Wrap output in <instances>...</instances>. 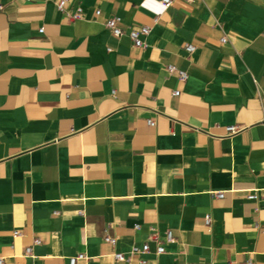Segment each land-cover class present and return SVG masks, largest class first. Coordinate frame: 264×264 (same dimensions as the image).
<instances>
[{
    "label": "crops",
    "instance_id": "obj_1",
    "mask_svg": "<svg viewBox=\"0 0 264 264\" xmlns=\"http://www.w3.org/2000/svg\"><path fill=\"white\" fill-rule=\"evenodd\" d=\"M56 2L0 0L5 264L80 252L79 264H264V200L248 198L264 192V0ZM142 25L148 46L135 47L129 31ZM147 241L151 253L129 255Z\"/></svg>",
    "mask_w": 264,
    "mask_h": 264
},
{
    "label": "built area",
    "instance_id": "obj_2",
    "mask_svg": "<svg viewBox=\"0 0 264 264\" xmlns=\"http://www.w3.org/2000/svg\"><path fill=\"white\" fill-rule=\"evenodd\" d=\"M162 2V4L165 6V7H170L176 0H160ZM182 1H186V2H192L194 0H182ZM70 2V0H57L56 4H57V7L60 11H66V6L67 4ZM2 7V5H0V8ZM102 12L101 9H97L96 10V14L97 15H100ZM70 18L72 20H77V19H81L84 17V9L81 5H78L76 7V9L72 12H68ZM123 22V18L122 16L120 15H114V16H111L109 17L107 20H106V26L107 28L112 32V34H114L115 36H121L123 34V29L121 27V23ZM39 32L40 33H43L44 32V27H41L39 29ZM151 32V27L148 26V25H142V26H139L138 28H132L130 31H129V35L133 41V44L135 47H147L148 46V42L147 40L145 39V37L147 35H149ZM227 40V37L224 36L221 38V41L222 42H226ZM185 49L192 53L194 52L195 50V46L192 45V44H186L185 46ZM167 68L169 69L170 72H178L180 78L182 80H186L187 77H188V74L186 71L184 70H179L176 66L172 65V64H169L167 66ZM180 93V91H175L174 94L175 95H178ZM149 124L151 125H154L155 122L151 119L148 120ZM227 131L229 134H232V133H235V132H238L239 130H241V127L238 126V125H228L226 127ZM216 196L219 197V198H222L225 196V192L224 191H217L215 192ZM248 198L249 199H253V200H256V201H260V200H264V192H261V190L259 188H255L254 190H252L249 194H248ZM211 217L209 215L206 216V224L207 225H210L211 224ZM139 225H136V228H138ZM21 235V232L19 230H15L14 231V236H19ZM105 241L106 242H109L113 245H115L117 243V237L116 236H111L109 234H107L105 236ZM149 240H154L157 242V247H156V250H155V254L157 255H160L162 253H164L166 251V248H165V243L161 240L159 234L154 230V228H152V233L150 234V238ZM165 241L166 242H173L175 241V236L172 232V230H167L166 232V237H165ZM41 243V239L40 238H34L33 240V244H40ZM151 247H150V244H149V241L147 242H144L141 246L139 245H133L131 250L129 251V255H136V254H148V253H151ZM25 253L27 255H30V256H33V246L32 245H29L25 248ZM114 256V259L117 261V262H122V261H125V262H129L130 263V257L124 253V252H120V251H117V252H114L113 254ZM86 254L83 253V252H80L78 253L77 255H74V256H71L69 258V263L68 264H79V261L81 259H84L86 258ZM147 263V260L144 259V258H141L140 261H139V264H146ZM0 264H5L4 262V258L3 257H0ZM175 264H183V263H180V262H176ZM249 264H252L251 262H249Z\"/></svg>",
    "mask_w": 264,
    "mask_h": 264
}]
</instances>
